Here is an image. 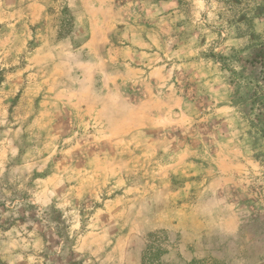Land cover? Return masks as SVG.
I'll return each mask as SVG.
<instances>
[{
  "label": "rangeland",
  "instance_id": "374dc122",
  "mask_svg": "<svg viewBox=\"0 0 264 264\" xmlns=\"http://www.w3.org/2000/svg\"><path fill=\"white\" fill-rule=\"evenodd\" d=\"M256 57L264 0H0V264H264Z\"/></svg>",
  "mask_w": 264,
  "mask_h": 264
},
{
  "label": "trees",
  "instance_id": "16d2710c",
  "mask_svg": "<svg viewBox=\"0 0 264 264\" xmlns=\"http://www.w3.org/2000/svg\"><path fill=\"white\" fill-rule=\"evenodd\" d=\"M219 58L223 60V63L226 66L230 65V61H229L230 58L229 57H219ZM252 62L261 63V66H262L261 67V73L264 74V57H256V59H253ZM243 98H245V97H243ZM245 102H248L245 104V106H247L246 108H248L247 109L248 113L249 114L254 113L258 117V123L261 124L262 127L259 125L258 126L261 128V131H264V118L262 117L264 115V111H263L264 98L261 97V95L257 91H255L253 94L250 95V97L248 99L245 100ZM240 104H244V102L240 103ZM193 264H194V262H193Z\"/></svg>",
  "mask_w": 264,
  "mask_h": 264
}]
</instances>
